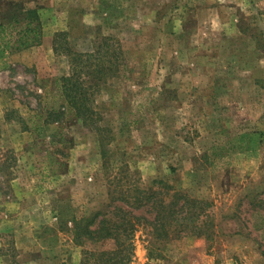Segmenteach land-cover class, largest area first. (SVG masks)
<instances>
[{"label": "rangeland", "instance_id": "rangeland-1", "mask_svg": "<svg viewBox=\"0 0 264 264\" xmlns=\"http://www.w3.org/2000/svg\"><path fill=\"white\" fill-rule=\"evenodd\" d=\"M10 3L36 10L41 38L0 60L5 264L108 250L81 232L86 220L149 219L153 207L129 203L155 191L188 200L194 219L176 228L196 233L156 239L135 225L130 264H264V0H0V14ZM104 38L116 57L102 58L105 84L82 122L59 96L62 48L91 52Z\"/></svg>", "mask_w": 264, "mask_h": 264}, {"label": "trees", "instance_id": "trees-1", "mask_svg": "<svg viewBox=\"0 0 264 264\" xmlns=\"http://www.w3.org/2000/svg\"><path fill=\"white\" fill-rule=\"evenodd\" d=\"M40 27L34 8L24 9L15 3L8 4V8L0 14V60L8 53L38 45L41 38ZM62 49L67 56L68 73L57 79L59 96L63 105L73 112V116L85 122L94 114L91 106L94 103V94L100 88V84H105L107 67L103 64L102 58L110 55L115 59V49L106 42V38L91 52L72 51L66 43ZM86 80H90V84H84ZM153 182L163 185L161 180ZM159 193V191L142 193L129 203L135 209L153 207V216L149 219L120 209L114 213L110 212L108 216L95 212L81 227V232L91 241L112 240L113 246L108 250L84 251L78 264H130L133 254L131 240L135 225H141L156 239L167 237L171 230H175L178 236L195 234V231L186 227L188 226L186 223L183 228H176L183 220L194 219L192 213L187 211L182 213V207L188 200L184 199L177 206V200L184 198L178 193L172 194L167 202L153 200ZM96 219V225L89 229Z\"/></svg>", "mask_w": 264, "mask_h": 264}, {"label": "crops", "instance_id": "crops-1", "mask_svg": "<svg viewBox=\"0 0 264 264\" xmlns=\"http://www.w3.org/2000/svg\"><path fill=\"white\" fill-rule=\"evenodd\" d=\"M17 214H18V217H20V213H17ZM14 240H15V242H17V237H15ZM17 248L18 249H17V252L15 254V257L18 259H21L23 257V254H24V250L18 246H17ZM5 261H6V257L3 254H0V264H5ZM31 263H33V262H31Z\"/></svg>", "mask_w": 264, "mask_h": 264}]
</instances>
